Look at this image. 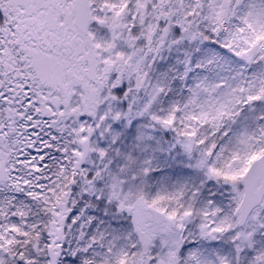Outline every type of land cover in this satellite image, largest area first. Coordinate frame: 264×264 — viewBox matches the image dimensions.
Masks as SVG:
<instances>
[{"label":"snow or ice","instance_id":"6c2138e0","mask_svg":"<svg viewBox=\"0 0 264 264\" xmlns=\"http://www.w3.org/2000/svg\"><path fill=\"white\" fill-rule=\"evenodd\" d=\"M0 264H264V0H0Z\"/></svg>","mask_w":264,"mask_h":264}]
</instances>
